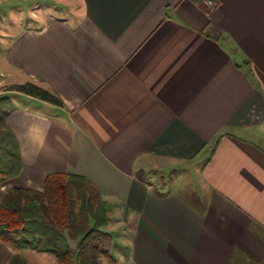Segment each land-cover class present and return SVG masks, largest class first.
<instances>
[{
	"label": "crops",
	"instance_id": "1",
	"mask_svg": "<svg viewBox=\"0 0 264 264\" xmlns=\"http://www.w3.org/2000/svg\"><path fill=\"white\" fill-rule=\"evenodd\" d=\"M50 1L2 40L20 169L0 198L77 175L128 264L263 263L264 0ZM25 82L62 105L8 89ZM28 248L0 241V264H33Z\"/></svg>",
	"mask_w": 264,
	"mask_h": 264
},
{
	"label": "trees",
	"instance_id": "2",
	"mask_svg": "<svg viewBox=\"0 0 264 264\" xmlns=\"http://www.w3.org/2000/svg\"><path fill=\"white\" fill-rule=\"evenodd\" d=\"M8 89L62 105L55 94L32 82ZM19 169L16 142L4 129V113L0 111V183L15 176ZM91 219L95 221L93 226ZM103 221L105 202L101 190L77 175L51 173L42 191L12 188L0 198V241L50 253L59 264H101L100 257L112 263V236L98 226ZM68 239L76 241L75 249L69 246ZM20 262L15 258L10 264Z\"/></svg>",
	"mask_w": 264,
	"mask_h": 264
},
{
	"label": "rangeland",
	"instance_id": "3",
	"mask_svg": "<svg viewBox=\"0 0 264 264\" xmlns=\"http://www.w3.org/2000/svg\"><path fill=\"white\" fill-rule=\"evenodd\" d=\"M3 2L0 3V49L4 46V41L7 39L6 36V32L10 31L12 29V27H15L16 24H14V22H20L21 24H32V25H36V20L35 18H32L30 15L31 13L29 12L30 10H34V11H38L39 8H41V10H44L45 6L47 4H53L50 0H2ZM57 5V4H56ZM55 5V6H56ZM59 6V5H57ZM32 20V21H31ZM1 59V57H0ZM1 62V61H0ZM0 89L4 90V87L2 86ZM1 96H5L4 94L0 93V97ZM166 180V178H165ZM180 187V186H179ZM112 254L117 258L115 264H128L127 261L124 259V253L125 250H121V248H116L115 246V242L114 244H112ZM28 252L31 253V255H29L30 260L33 264H49L47 262H45L44 260H37V256L39 255H48L47 253H39L36 252L33 249H27ZM115 253V254H114ZM28 257V258H29ZM36 257V258H35ZM49 259V261L51 263L55 262L57 264V262L55 261V259H52V255H48L47 257ZM102 258V257H100ZM52 259V260H51ZM101 261V259H100ZM106 262H109L108 260H105ZM21 264V263H19ZM232 264H255V263H251L245 259H238L236 261H234V263ZM261 264H264L261 263Z\"/></svg>",
	"mask_w": 264,
	"mask_h": 264
},
{
	"label": "built area",
	"instance_id": "4",
	"mask_svg": "<svg viewBox=\"0 0 264 264\" xmlns=\"http://www.w3.org/2000/svg\"><path fill=\"white\" fill-rule=\"evenodd\" d=\"M206 3H207L208 5H211V4H212V0H207Z\"/></svg>",
	"mask_w": 264,
	"mask_h": 264
}]
</instances>
